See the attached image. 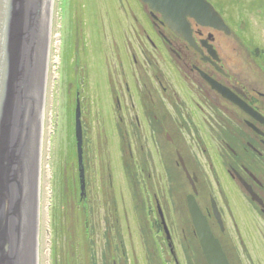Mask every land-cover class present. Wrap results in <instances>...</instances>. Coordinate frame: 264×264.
Returning a JSON list of instances; mask_svg holds the SVG:
<instances>
[{
    "label": "flooded vegetation",
    "instance_id": "obj_1",
    "mask_svg": "<svg viewBox=\"0 0 264 264\" xmlns=\"http://www.w3.org/2000/svg\"><path fill=\"white\" fill-rule=\"evenodd\" d=\"M205 1L225 26L202 19L195 2L178 22L187 37L169 27L158 3L127 1L136 51L131 85L114 107L133 214L131 223L123 206L113 264H208L189 195L227 264H264V53L252 37L264 0ZM154 187L164 195L152 203Z\"/></svg>",
    "mask_w": 264,
    "mask_h": 264
},
{
    "label": "water",
    "instance_id": "obj_2",
    "mask_svg": "<svg viewBox=\"0 0 264 264\" xmlns=\"http://www.w3.org/2000/svg\"><path fill=\"white\" fill-rule=\"evenodd\" d=\"M144 1L158 3L154 8L182 37L187 36L178 22L193 15L195 2L202 4V19L225 26L205 0ZM64 2L0 0V264H51ZM80 116L76 98L74 135L83 194ZM187 201L206 261L227 264L194 197Z\"/></svg>",
    "mask_w": 264,
    "mask_h": 264
},
{
    "label": "rangeland",
    "instance_id": "obj_3",
    "mask_svg": "<svg viewBox=\"0 0 264 264\" xmlns=\"http://www.w3.org/2000/svg\"><path fill=\"white\" fill-rule=\"evenodd\" d=\"M127 1L64 2L51 264H113L119 225L124 227L125 233L124 205L132 223L130 195L123 183L124 178L130 181L127 174L131 173L122 168L123 157L126 164L130 158L125 147L124 156L118 152L120 141L114 107L115 97L131 85L128 72L131 53L136 51ZM261 14L257 17V28L252 29V37L258 51L264 53V9ZM136 16L144 21L142 12L137 10ZM76 98L82 124L83 194L74 135ZM174 188L172 190H178ZM162 192L156 187L151 190L152 203L155 194L161 198ZM186 192L187 187L179 190V201ZM140 200L146 201L141 193ZM169 209H173L171 204ZM137 211L144 212L141 207Z\"/></svg>",
    "mask_w": 264,
    "mask_h": 264
}]
</instances>
